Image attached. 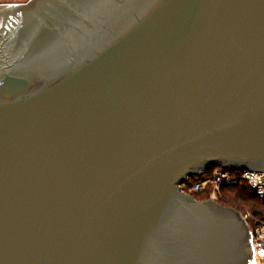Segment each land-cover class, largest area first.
Here are the masks:
<instances>
[{
  "label": "water",
  "instance_id": "obj_1",
  "mask_svg": "<svg viewBox=\"0 0 264 264\" xmlns=\"http://www.w3.org/2000/svg\"><path fill=\"white\" fill-rule=\"evenodd\" d=\"M215 165L264 172V0L0 4V264H252Z\"/></svg>",
  "mask_w": 264,
  "mask_h": 264
},
{
  "label": "built area",
  "instance_id": "obj_2",
  "mask_svg": "<svg viewBox=\"0 0 264 264\" xmlns=\"http://www.w3.org/2000/svg\"><path fill=\"white\" fill-rule=\"evenodd\" d=\"M237 184H245L257 201L264 203V172L261 171L215 165L187 178L179 185V189L181 193L190 197H193L194 194H205L207 198L204 201L215 202L222 197L223 187ZM238 214L249 232L254 264H264V222L257 221L247 212H238Z\"/></svg>",
  "mask_w": 264,
  "mask_h": 264
},
{
  "label": "trees",
  "instance_id": "obj_3",
  "mask_svg": "<svg viewBox=\"0 0 264 264\" xmlns=\"http://www.w3.org/2000/svg\"><path fill=\"white\" fill-rule=\"evenodd\" d=\"M221 195V205H227L232 209L248 207L254 219L264 222V203H259L252 191L245 184L223 187ZM192 196L196 201H204L207 198L205 194H194Z\"/></svg>",
  "mask_w": 264,
  "mask_h": 264
},
{
  "label": "rangeland",
  "instance_id": "obj_4",
  "mask_svg": "<svg viewBox=\"0 0 264 264\" xmlns=\"http://www.w3.org/2000/svg\"><path fill=\"white\" fill-rule=\"evenodd\" d=\"M27 0H18L17 1V3H24V2H26ZM0 2H2L1 4H7V2H5V0H0ZM9 4V3H8ZM222 198V197H221ZM221 198L220 199H218L217 201H215L217 204H219V205H221ZM221 206H223V207H225V208H230L229 206H225V205H221ZM232 209V208H231ZM249 208L248 207H244V208H242V209H235V208H233V210H235V211H237V212H240V213H250L249 212V210H248Z\"/></svg>",
  "mask_w": 264,
  "mask_h": 264
},
{
  "label": "crops",
  "instance_id": "obj_5",
  "mask_svg": "<svg viewBox=\"0 0 264 264\" xmlns=\"http://www.w3.org/2000/svg\"><path fill=\"white\" fill-rule=\"evenodd\" d=\"M18 0H5V2L10 3V4H14L17 3ZM2 2H0L1 4Z\"/></svg>",
  "mask_w": 264,
  "mask_h": 264
},
{
  "label": "flooded vegetation",
  "instance_id": "obj_6",
  "mask_svg": "<svg viewBox=\"0 0 264 264\" xmlns=\"http://www.w3.org/2000/svg\"><path fill=\"white\" fill-rule=\"evenodd\" d=\"M250 260H251V263L254 264V260H253V257L252 256H251V259Z\"/></svg>",
  "mask_w": 264,
  "mask_h": 264
}]
</instances>
